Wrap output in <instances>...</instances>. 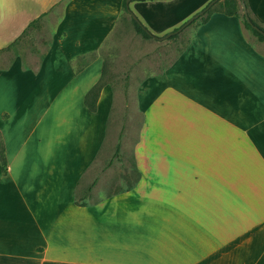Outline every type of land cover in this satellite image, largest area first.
<instances>
[{
    "label": "crops",
    "instance_id": "obj_1",
    "mask_svg": "<svg viewBox=\"0 0 264 264\" xmlns=\"http://www.w3.org/2000/svg\"><path fill=\"white\" fill-rule=\"evenodd\" d=\"M208 1L131 8L160 38ZM122 2L0 0V50L37 18L50 34L35 70L0 71V264H264V53L213 12L136 83L139 124L108 83L90 111Z\"/></svg>",
    "mask_w": 264,
    "mask_h": 264
},
{
    "label": "rangeland",
    "instance_id": "obj_2",
    "mask_svg": "<svg viewBox=\"0 0 264 264\" xmlns=\"http://www.w3.org/2000/svg\"><path fill=\"white\" fill-rule=\"evenodd\" d=\"M123 1H125L130 15L125 11L122 12L112 33L106 38L101 48L94 53V56L103 60V82L110 85L117 103L121 104L123 113L119 115V118L124 123L132 120L139 124L140 119L137 116L132 117L129 109L132 105V92L136 83L150 73L160 72L168 67L189 41L193 29L201 21L200 18H196L195 22L192 21L184 27L173 39H148L135 30L131 20V14L136 17L131 8L132 0ZM212 2L213 0H209L201 10L188 17L176 29L179 30L188 20L210 6ZM211 6L214 10L220 8L219 3ZM245 31L249 42L264 53V43L258 42L249 30L245 29ZM49 40L50 34L47 29L42 28L41 24L30 29L13 48L0 51V71L6 69L15 58L22 59L24 67L35 70Z\"/></svg>",
    "mask_w": 264,
    "mask_h": 264
},
{
    "label": "trees",
    "instance_id": "obj_3",
    "mask_svg": "<svg viewBox=\"0 0 264 264\" xmlns=\"http://www.w3.org/2000/svg\"><path fill=\"white\" fill-rule=\"evenodd\" d=\"M244 5L246 7L247 10V15L250 18V23H248L245 19V16L242 12V8H241V4H240V0H218L216 2V4L218 5L219 3V9H213V7H208L207 9H203L202 10V14H200L197 18H200V24L204 23L205 21H207V19L209 18V16L211 15V13L215 12V11H220L223 14L227 15V16H235L237 18L240 19V21L242 22V25L245 29L249 30L258 40V42L260 43H264V34H261L260 32H258L257 29H260L263 33H264V26L262 24H260L255 18L252 17V15L250 14V12L248 11V6L246 3V0H243ZM122 9L123 11H125L126 13H128L130 15V12L127 8V5L125 4V1L122 2ZM131 20L133 22V25L135 27V30L142 34L145 38L148 39H156L159 40L157 36H154L153 34H151L146 27H144L139 21L135 20L134 18L131 17ZM196 21V19H195ZM193 21V22H195ZM39 23V18L31 21L27 28L23 30V32L8 46H6L4 49H1L0 51H4V50H9L11 48H13L15 45H17L21 39V37H23L24 35H26V33L36 27ZM192 23V22H191ZM254 27H256L257 29H255ZM177 29H175L173 31V34L169 37L170 39H173L176 37L177 33L176 32ZM43 57V55H42ZM104 82H103V75L100 77V79L98 80V82H96L91 89L86 93L85 97H84V104L86 105V107H88V109L90 111H95V106H96V101L97 98L99 96V93L102 89V87L104 86ZM119 151V144L116 146V151L114 153V156H117V153ZM0 166H1V172L2 174H4L6 172V161L4 158V148L2 145V142L0 141Z\"/></svg>",
    "mask_w": 264,
    "mask_h": 264
},
{
    "label": "water",
    "instance_id": "obj_4",
    "mask_svg": "<svg viewBox=\"0 0 264 264\" xmlns=\"http://www.w3.org/2000/svg\"><path fill=\"white\" fill-rule=\"evenodd\" d=\"M217 1H218V0H213V2L210 4V6L213 5V4H215ZM240 4H241L242 12H243V14H244V16H245L246 21H247L248 23H250V18H249L248 15H247V10H246V7H245V5H244L243 0H240ZM210 6H208V7H210ZM208 7H206V9H207ZM200 14H202V11H201L200 13H198L197 15H195L194 17H192L190 20H188V22H187L186 24H184L179 30H176V32H174V33H178L179 31H181L184 27H186V26L189 25L192 21H194V20H195ZM131 17L134 18L135 20H137L136 17H135L133 14H131ZM137 21H138V20H137ZM254 28L257 29L256 27H254ZM257 30H258V32H260L261 34H264L260 29H257ZM172 34H173V32H172V33H169V34H167V35H165V36H163V37H160V38H158V39H159V40L167 39V38H169Z\"/></svg>",
    "mask_w": 264,
    "mask_h": 264
}]
</instances>
